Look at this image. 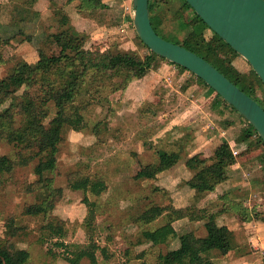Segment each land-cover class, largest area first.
Instances as JSON below:
<instances>
[{"label":"rangeland","instance_id":"1","mask_svg":"<svg viewBox=\"0 0 264 264\" xmlns=\"http://www.w3.org/2000/svg\"><path fill=\"white\" fill-rule=\"evenodd\" d=\"M50 1L36 0L34 6L45 20L48 19ZM68 1L70 3L58 0L59 7H64L71 24L86 35L87 48L117 46L121 50L137 52L140 59L148 54L137 34L123 23L122 9L127 10L126 3L120 5L121 10L115 7L102 16L93 12L80 16L81 1ZM2 4L3 0H0ZM178 8L175 4L170 13L174 14ZM168 19L170 17L165 25L169 23ZM50 24L46 21V25ZM11 59L14 61L7 64L0 60V79L8 76L20 60L35 62L37 52L19 38L12 47L5 49V60ZM234 66L245 74L253 70L241 56L236 58ZM44 83L45 77L40 76L30 86L19 84L15 90L17 94L28 92L32 99L40 102L45 97ZM117 83H122V79L108 78L102 85L103 97L109 101L107 107L111 110L97 105L83 113L82 125L70 120L54 175L55 187L63 190V199L49 220L23 214L26 206L41 202V193H19L6 177L3 179L5 185L0 187V255L15 242L30 252L29 264H69L65 257L76 250H87L89 254L81 264H157L158 255L165 254L170 247L161 244L152 231L163 225L166 218L148 226L135 224L133 218L137 217L139 209L159 205L168 212L171 208L192 207L219 215L221 230L231 235L232 249L227 259L217 260V264H264V259L255 250L257 243H252L257 234H264V229L255 228L253 224L257 223L246 218L247 215L264 214V185L260 180L264 179V165L256 163L258 161L252 166L249 163L261 155L263 149L247 153V146L241 148L236 144L245 128L238 122L244 118L234 111L233 120L238 126L224 128L225 120L211 106L216 95L168 61H163L158 70L125 81L116 89ZM260 85L256 81L254 90L257 93L253 97L264 106V91ZM60 96L56 93L53 99ZM82 97L85 99L86 94ZM98 123L101 127L96 136L94 128ZM228 140L234 150L242 151L243 156L238 161L246 162V172L242 175L235 172L222 192L211 193L197 201L195 193L183 185L195 172L186 167V160L202 153L205 162H209L216 145ZM43 145L41 142L36 146L41 148ZM161 149L181 152L183 158L156 180L136 181L134 176L140 166L157 162V151ZM15 152L13 146L2 144L1 154L14 158ZM36 165L37 161L27 170H17L15 179L32 182ZM86 177L103 179L108 185L107 191L96 197L74 190V186ZM251 185L254 191L248 190L249 195L245 197L244 189ZM92 203L96 204V230L94 241L89 242L84 221ZM204 225L205 222L179 221L175 229L178 233L194 230L197 236H205ZM235 228L246 237L239 235L235 240ZM131 250L135 254L144 251L145 258L134 260L129 257L127 260L126 252Z\"/></svg>","mask_w":264,"mask_h":264},{"label":"trees","instance_id":"2","mask_svg":"<svg viewBox=\"0 0 264 264\" xmlns=\"http://www.w3.org/2000/svg\"><path fill=\"white\" fill-rule=\"evenodd\" d=\"M80 1L86 3L89 11L94 14L102 16L106 13L107 6L100 0ZM122 1L128 6L131 5V0ZM50 2L47 20L34 8L36 0H3V4L0 5L1 62L7 64L14 61L5 60V49L12 47L13 42L19 38L31 44L37 52L35 62L20 60L8 76L0 79V187L5 185L3 179L6 177L7 182L12 183L19 193H41V202L26 206L23 214L32 217L42 216L46 221L52 217L56 206L63 199V190L55 187L54 175L58 167L60 147L65 141L70 120L73 119L77 125H82L83 113L97 105L111 110L107 107L109 101L103 97L102 85L108 78L122 79V83H117V89L125 81L128 82L148 71L158 70L161 63L166 61L153 54L144 44L148 54L142 59L136 55L137 52L121 50L117 46L87 48L86 35L71 24V18L64 7H59L58 0ZM175 4L179 8L171 14V7ZM149 10L152 26L159 36L201 56L257 101L253 97V94L257 93V90H254L256 81L261 84L264 91L260 78L253 70L245 74L234 66V61L240 56L204 23L186 0H150ZM85 11L84 8L82 13ZM122 12L123 23H127L128 28L137 34L131 13H124V9ZM168 17L169 23L165 25ZM46 21L51 24L46 25ZM170 64L196 78L210 93L216 95L211 106L225 120L224 128L235 124L230 115L237 111L232 106H229L203 80L178 65ZM40 76L45 77L43 89L45 97L42 101H35L28 92L16 93L15 89L19 84L30 86ZM56 93H60L61 96L54 100L53 95ZM83 94H86L85 99L82 97ZM257 102L264 108L261 102ZM50 104H53V110ZM238 115L241 116L239 113ZM243 121L247 128L242 130L236 144L247 146V153L262 148L261 155L249 163L252 166L258 161L256 163L264 165V143L255 129L245 119ZM100 127L101 123H98L94 128L96 136H99ZM41 142L44 145L38 148ZM3 143L15 148L14 158L1 154ZM232 148L224 141L214 150L211 161L205 162L206 158L201 153L186 160V167L195 172L183 185L195 193L197 201L229 182L232 168L243 156L242 151L238 156H234ZM157 156V162L140 166V170L134 176L136 181L156 180L160 174L178 165L183 158L181 152L165 149L158 150ZM35 161H37L33 170L35 179L32 182L17 181L15 179L17 170H27ZM107 188L108 185L103 179L92 177H86L74 186V190L89 192L96 197H100ZM95 208L96 204L92 203L88 217L84 221L89 242H93L95 238ZM164 217L165 223L155 228L152 233L161 244L170 246L171 242L178 241L179 247L159 254L157 264H217V260L225 258L231 252L229 234L221 230L219 215L211 214L207 209L171 208L168 212L165 207L155 205L145 210L139 209L137 217L133 219L135 224L148 226ZM246 218L247 221L264 222V214L256 213L254 217L247 215ZM179 221L205 222L207 235L200 237L194 231L178 233L175 224ZM69 255L65 257L69 264H81L89 257L87 250L72 251ZM145 255L144 251L141 254H135L132 250L126 252L127 260L143 259ZM30 257L27 249L11 242L0 255V264H29Z\"/></svg>","mask_w":264,"mask_h":264},{"label":"water","instance_id":"3","mask_svg":"<svg viewBox=\"0 0 264 264\" xmlns=\"http://www.w3.org/2000/svg\"><path fill=\"white\" fill-rule=\"evenodd\" d=\"M204 23L245 59L264 85V0H186ZM150 0H131L133 27L155 55L203 80L250 124L264 143V108L213 65L187 48L159 36Z\"/></svg>","mask_w":264,"mask_h":264},{"label":"crops","instance_id":"4","mask_svg":"<svg viewBox=\"0 0 264 264\" xmlns=\"http://www.w3.org/2000/svg\"><path fill=\"white\" fill-rule=\"evenodd\" d=\"M71 1V0H70ZM101 2H102V4L103 5H105V6H107V8H106V12H108L109 10H111L112 8H115V7H117V10H121V4L123 3V1L122 0H100ZM70 3V2H69ZM84 3V2H83ZM82 3V4H83ZM81 4V3H80ZM81 4V5H82ZM71 5V4H70ZM84 8L86 9V13L85 12H83L82 13V10H84ZM117 10H116V12H117ZM39 11V10H38ZM78 12H79V15L81 16V15H87L88 13H90V11H89V9L87 8V5H86V3H84L81 7H80V9L78 10ZM92 13V12H91ZM230 117L232 118V120H233V116H232V114L230 115ZM234 121V120H233ZM235 122V126H238V123H242L243 124V126L245 127V128H247V125H246V123L245 122H243V121H239L238 123L236 122V121H234ZM229 126L230 127V129L231 128H233V127H235V126ZM228 127V128H229ZM222 135L223 136H225V134L224 133H222ZM224 141H222L221 143H223ZM225 142H227V143H229L230 145H232L231 144V141H225ZM220 143V144H221ZM220 144H218V145H216V148H217V146H219ZM242 146L244 147V145H241V148H242ZM216 148H214L213 150H212V152H214V150L216 149ZM202 154V153H201ZM246 170H247V164H244V163H238L237 165H235L233 168H232V170H231V174H230V180H229V182L232 180V176H233V174H244L245 172H246ZM236 172V173H235ZM261 180V182H262V184L264 185V179H260ZM224 187H225V185H223V186H221V187H219L215 192L216 193H220V192H222L223 191V189H224ZM253 185H251V187L249 188V189H244V190H246L245 192V197H247L248 195H249V193H248V190H253ZM254 191V190H253ZM181 222H185V223H188V221H181ZM256 223H257V225L255 224H253V226L255 227V228H260V227H262L263 229H264V222H261V221H255ZM198 223V222H197ZM236 228H238L237 226H236ZM236 228H235V233L233 234V237H234V239L235 240H237V238H239V235L240 236H244V237H246V235H243V233L242 232H240V233H238V232H236ZM258 228V229H259ZM258 229H256V230H258ZM189 231H192V230H189ZM189 231H187V232H189ZM194 231V230H193ZM182 232H185V231H182ZM195 233H196V235H197V231H194ZM230 234V233H229ZM206 236V235H205ZM205 236H200V237H205ZM231 235H229V237H230ZM257 236H259V238H261V240H263L264 241V234H261V235H259V234H257ZM248 237V236H247ZM249 238V237H248ZM231 241V240H230ZM238 243H239V241H237ZM175 243H176V245H175ZM166 247H170V250H176L178 247H179V243H178V241H173V242H171V244H170V246H166ZM230 254V253H229ZM229 254H228V256H229ZM228 256H226L225 258H223V259H227V257Z\"/></svg>","mask_w":264,"mask_h":264},{"label":"built area","instance_id":"5","mask_svg":"<svg viewBox=\"0 0 264 264\" xmlns=\"http://www.w3.org/2000/svg\"><path fill=\"white\" fill-rule=\"evenodd\" d=\"M131 5L130 6H127V10L125 9L124 10V13H127V12H132L131 11ZM131 16H132V13H131ZM232 150H233V154H234V156H238L239 155V153H240V151L239 152H237L236 150H234V148H232ZM252 243L254 244H256L257 243V245L255 246V250L259 253V255L264 259V241L263 240H261V238H259V236H257L256 237V239L254 240V241H252Z\"/></svg>","mask_w":264,"mask_h":264}]
</instances>
